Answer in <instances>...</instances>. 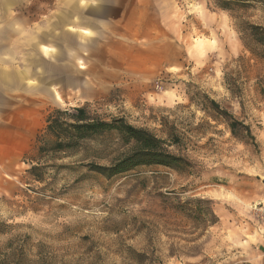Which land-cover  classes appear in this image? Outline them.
Returning a JSON list of instances; mask_svg holds the SVG:
<instances>
[{
  "label": "rangeland",
  "instance_id": "obj_1",
  "mask_svg": "<svg viewBox=\"0 0 264 264\" xmlns=\"http://www.w3.org/2000/svg\"><path fill=\"white\" fill-rule=\"evenodd\" d=\"M219 1L152 0L156 32L123 39L118 27L102 35L100 61L103 42L118 55L100 67L114 72L105 92L58 100L54 83L38 75L43 52L27 44L42 30L34 27L44 8L29 16L0 0V70L36 72L33 81L0 86V264L264 261V46L248 26L264 27V2L224 10ZM80 57L74 69L93 68L91 56ZM211 99L238 121L235 133ZM81 106L149 129L189 165L142 166L112 178L91 171L89 163L109 165L130 149L116 133L74 154H40L54 140L48 116Z\"/></svg>",
  "mask_w": 264,
  "mask_h": 264
},
{
  "label": "crops",
  "instance_id": "obj_2",
  "mask_svg": "<svg viewBox=\"0 0 264 264\" xmlns=\"http://www.w3.org/2000/svg\"><path fill=\"white\" fill-rule=\"evenodd\" d=\"M2 6L6 11L13 6L14 11L29 12V16L36 12L34 10L35 7L44 8V12L36 13V16L43 17L45 20L41 22L37 20L35 22L37 27H34L35 30L39 28L42 30L30 32L27 41L28 46L32 49L43 52V57L41 56L43 63L39 61V64L43 65L44 70L38 75L41 80L54 84H56L55 79L58 78L57 75L59 74L76 75L80 82L89 80L95 84V81L97 84L94 85L96 88H93V94L86 97H95L103 94L106 89L105 84L113 82L114 72L109 68V70H102L100 67L102 65L111 67L118 55L114 52V48L111 45L103 42L102 46L107 50L105 54L106 60L100 61L98 49L101 45L100 40L105 38L102 35H116L118 27V35L123 39L126 35L141 36L148 34V32H156V27L152 21V17L154 18V14L151 12L152 0H2ZM85 30L89 31L90 34H86ZM111 39L113 38L108 37V41ZM141 39H143V36H141ZM50 43H59L60 46ZM42 45L52 48L54 50L53 54H45ZM154 48L156 47L153 46ZM81 53L92 57V69L87 67L79 69V66L74 69L75 61H81ZM64 55H67V58L61 57ZM49 58H52L51 62ZM53 60L55 62L61 61L54 63ZM32 64L33 61L30 62V65ZM49 64L51 66H54V64L60 65L64 68H47ZM83 65L86 66L85 63ZM50 69L53 70V73H59L48 77ZM35 75L36 72L31 71V68L26 69L21 74L20 71L18 74L6 73L0 70L1 89H3L6 80L17 83L21 81L22 77L26 80L27 78H34ZM29 81L33 80L29 79ZM30 88L32 89L33 87L30 86ZM244 264H264V261L258 262L250 259Z\"/></svg>",
  "mask_w": 264,
  "mask_h": 264
},
{
  "label": "trees",
  "instance_id": "obj_3",
  "mask_svg": "<svg viewBox=\"0 0 264 264\" xmlns=\"http://www.w3.org/2000/svg\"><path fill=\"white\" fill-rule=\"evenodd\" d=\"M219 2L218 6L221 9L230 10L233 4L264 2V0H220ZM248 26L255 42L264 46V27L256 24H248ZM210 102L214 109L230 116L229 126L231 132L235 133L238 121L231 117L232 115L226 109H221L219 103L214 99H211ZM45 130L53 135L54 140L49 145L41 144L40 154L60 152L74 154L80 151L81 145L85 141L97 135L116 133L124 144L131 145L130 149L114 159L109 165L88 164L91 171L107 178L127 173L142 166L156 165L180 170L189 165V161L185 157L169 151L166 141L149 129L134 126L124 117H112L110 120L93 117L85 106L54 110L47 118ZM29 170L36 179H40L37 173H34L38 170V166L32 165ZM199 200L201 199H194V201Z\"/></svg>",
  "mask_w": 264,
  "mask_h": 264
},
{
  "label": "bare ground",
  "instance_id": "obj_4",
  "mask_svg": "<svg viewBox=\"0 0 264 264\" xmlns=\"http://www.w3.org/2000/svg\"><path fill=\"white\" fill-rule=\"evenodd\" d=\"M84 32L88 35L90 33L87 30H85ZM42 49L45 52V54L48 55H52L54 51L52 48H49L45 45H42ZM84 68H85L84 66L79 67V69H84ZM49 71H50L49 72L50 75L48 77L50 76L52 77L55 74L59 73V72L53 73V70L51 69ZM59 75H57L58 78L55 79L56 84L53 85V97H56V99L58 100H62V99L64 100L66 96L85 97L88 94L89 95L93 94L94 92L93 88H96L94 86L95 84H97L95 81H94L95 84H93L89 80H84L80 82L77 79L76 75H70V74H64V75L59 74Z\"/></svg>",
  "mask_w": 264,
  "mask_h": 264
},
{
  "label": "built area",
  "instance_id": "obj_5",
  "mask_svg": "<svg viewBox=\"0 0 264 264\" xmlns=\"http://www.w3.org/2000/svg\"><path fill=\"white\" fill-rule=\"evenodd\" d=\"M261 215H262L263 218H264V208L261 209Z\"/></svg>",
  "mask_w": 264,
  "mask_h": 264
}]
</instances>
